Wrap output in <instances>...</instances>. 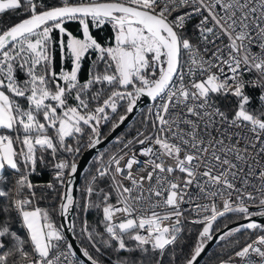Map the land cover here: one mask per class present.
<instances>
[{"label": "snow or ice", "instance_id": "obj_1", "mask_svg": "<svg viewBox=\"0 0 264 264\" xmlns=\"http://www.w3.org/2000/svg\"><path fill=\"white\" fill-rule=\"evenodd\" d=\"M261 220L264 0H0V264H264Z\"/></svg>", "mask_w": 264, "mask_h": 264}, {"label": "trees", "instance_id": "obj_2", "mask_svg": "<svg viewBox=\"0 0 264 264\" xmlns=\"http://www.w3.org/2000/svg\"><path fill=\"white\" fill-rule=\"evenodd\" d=\"M4 19L7 20L8 17L5 16ZM78 27H79V26H78L77 24H69V25H68L69 30L72 31L74 34H78ZM93 32H94L95 35H98V36H104V37L106 38L108 35H110V33H111V29H110V26H106L103 32H96V30H93ZM58 58H59V57H57V61H59ZM87 64H88V61L86 60V61H85V69H86V67H87ZM141 112H144V108H142V110H139V111H138V113H137V114L133 117V119L127 124V126L129 125V127H130V125L134 124L136 119H139V120H140V118H141V117H140V113H141ZM138 115H139V118H138ZM139 120H138V121H139ZM125 127H126V126H125ZM125 127H123V128L121 129V131H120L116 136H119L120 134H122V133H123V130H124ZM127 130H129V128H128ZM127 130H125V131H127ZM104 131H105V133H107L108 129L105 128ZM125 131H124V132H125ZM110 146H111V144H110V142H109V143H107V144H106L101 150H99L97 153H99L100 151H103L105 148H109ZM97 153H96V154H97ZM96 154L93 156V158L96 156ZM93 158H92V159H93ZM92 159H91V160H92ZM91 160H90V161H91ZM87 167H89V163H88ZM87 167H86V168H87ZM34 179H35V178H34ZM38 179H39L41 182H43V183H47L48 181H50V180L52 179L51 172L48 171V170H44V171H43V174H42ZM83 183H84V180H83V174H82V176H81V178H80V180H79V182H78V187H77V190H76V195H75V197H76L77 199L80 198V191H79V188L83 185ZM55 195H56V193H54V192H52V191L49 190V191H48V197H49V199L41 200L39 206H40L41 208H49V210H51V207L54 206V204L56 203V201L53 199V198L55 197ZM87 219H88L90 222H92V221H94V220L96 219V212H95V210H93V211H91V212L88 213V215H87ZM232 219H234V217H230V218H229V221L232 220ZM56 221L58 222V216L56 217ZM229 221L221 220V221L216 225V227L219 228V227L223 226L225 223H228ZM77 231H79L78 228H77ZM242 236H245V234H241V235H240V237H239L240 240H242V239H241ZM192 239H193V240L195 239V236H194V235H193ZM77 242L79 243V241H77ZM241 242H243V240H242ZM220 251H221V249L218 248L217 245L214 243V244L208 249V251L205 253V255H204V259H207L210 255L214 256L217 252H220ZM225 257H226V255H225L223 258H225ZM201 264H203V261L201 262Z\"/></svg>", "mask_w": 264, "mask_h": 264}, {"label": "water", "instance_id": "obj_3", "mask_svg": "<svg viewBox=\"0 0 264 264\" xmlns=\"http://www.w3.org/2000/svg\"><path fill=\"white\" fill-rule=\"evenodd\" d=\"M148 102H150L149 100H148V98H142V100L139 102V104H138V108L133 112V114L130 116V118H129V120L128 121H126L125 122V124L120 128V129H118L117 130V132L114 134V136H116L120 131H121V129L123 128V127H125L132 119H133V117L138 113V111L141 109V108H144L147 104H148ZM107 143H109V142H106V143H104V144H102V145H100V146H97V148L96 149H94V150H91V151H88V150H85V154L82 156V157H80L79 158V163H80V165H81V168H80V173L78 174V176H77V178L74 180V184H75V186H76V190H77V187H78V182H79V180H80V178H81V176H82V174H83V172H84V169L87 167V165H88V163H89V161L93 158V156L99 151V150H101ZM74 195H76V191L74 192ZM256 219H258V220H260V218H256ZM64 221H63V218H61V217H59L58 216V223L59 224H61V223H63ZM261 222H264V220H261ZM229 223V222H228ZM230 226H232L231 224H230ZM222 227V226H221ZM220 228V227H219ZM69 238L71 239V234H69ZM73 243L74 244H78V242H77V240H73ZM214 243H212L210 246H209V248L213 245ZM208 248V249H209ZM208 249H207V251H208ZM206 251V252H207Z\"/></svg>", "mask_w": 264, "mask_h": 264}, {"label": "built area", "instance_id": "obj_4", "mask_svg": "<svg viewBox=\"0 0 264 264\" xmlns=\"http://www.w3.org/2000/svg\"><path fill=\"white\" fill-rule=\"evenodd\" d=\"M59 59V58H58ZM88 63H89V61H88ZM87 67H88V64H87ZM87 67H86V69H85V74H86V70H87ZM85 74H82V79H84V78H86V75ZM150 102H148V104H149ZM148 104L144 107V109L147 111V106H148ZM58 223V222H57ZM59 224V223H58ZM224 259H227V255H226V257L224 258ZM218 263V262H217Z\"/></svg>", "mask_w": 264, "mask_h": 264}, {"label": "rangeland", "instance_id": "obj_5", "mask_svg": "<svg viewBox=\"0 0 264 264\" xmlns=\"http://www.w3.org/2000/svg\"><path fill=\"white\" fill-rule=\"evenodd\" d=\"M140 110H142V108H141ZM144 112H147V111L144 109ZM138 118H139V115H138ZM138 120H139V119H136L135 122H137ZM128 128H129V125H128V126L126 125V127H125L124 130H123V132H124L125 130H127ZM120 135H121V134H120ZM234 219H235V218H234ZM244 238H245V236H242L241 239L244 240ZM242 240H241V241H242ZM217 264H218V263H217Z\"/></svg>", "mask_w": 264, "mask_h": 264}]
</instances>
